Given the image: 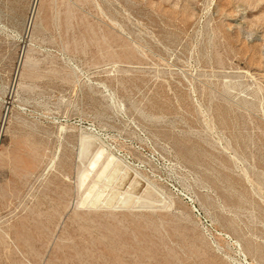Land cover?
Returning a JSON list of instances; mask_svg holds the SVG:
<instances>
[{
  "label": "rangeland",
  "instance_id": "obj_1",
  "mask_svg": "<svg viewBox=\"0 0 264 264\" xmlns=\"http://www.w3.org/2000/svg\"><path fill=\"white\" fill-rule=\"evenodd\" d=\"M0 264H264V0H0Z\"/></svg>",
  "mask_w": 264,
  "mask_h": 264
},
{
  "label": "bare ground",
  "instance_id": "obj_2",
  "mask_svg": "<svg viewBox=\"0 0 264 264\" xmlns=\"http://www.w3.org/2000/svg\"><path fill=\"white\" fill-rule=\"evenodd\" d=\"M86 145H87V144H86ZM86 145H85V147H82V148H83V150H86V147H87ZM81 155H82V154H81ZM125 205H126V204H125ZM125 205H124V206H125Z\"/></svg>",
  "mask_w": 264,
  "mask_h": 264
}]
</instances>
